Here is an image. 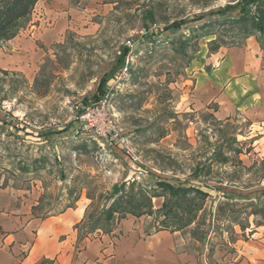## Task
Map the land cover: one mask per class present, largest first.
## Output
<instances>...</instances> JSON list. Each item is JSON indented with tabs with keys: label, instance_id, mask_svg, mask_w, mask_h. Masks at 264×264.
Instances as JSON below:
<instances>
[{
	"label": "rangeland",
	"instance_id": "obj_1",
	"mask_svg": "<svg viewBox=\"0 0 264 264\" xmlns=\"http://www.w3.org/2000/svg\"><path fill=\"white\" fill-rule=\"evenodd\" d=\"M238 1L40 0L0 47V189L13 205L40 219L89 215L109 206L114 185L136 198L141 188L160 192L159 179L193 185L208 194L194 222L176 230L170 215L167 231L197 264H236L244 243L264 234V126L239 113L219 118L195 88L211 54L244 41L239 25L224 23L237 11L216 13ZM101 100L129 151L76 133V116ZM215 151L225 165L212 161ZM164 200L152 198L153 214L134 226L156 232Z\"/></svg>",
	"mask_w": 264,
	"mask_h": 264
},
{
	"label": "crops",
	"instance_id": "obj_2",
	"mask_svg": "<svg viewBox=\"0 0 264 264\" xmlns=\"http://www.w3.org/2000/svg\"><path fill=\"white\" fill-rule=\"evenodd\" d=\"M54 1L58 6L64 0ZM207 65L211 69L199 71L195 88L204 104H216L219 118L239 113L256 127L264 126V46L258 36L211 54ZM12 197L0 189V264H197L179 250L174 232L147 233L134 226L137 218L116 222L99 237L78 240L74 226L83 210L40 219L14 206ZM253 235L256 241L244 243L236 264H264V234Z\"/></svg>",
	"mask_w": 264,
	"mask_h": 264
},
{
	"label": "trees",
	"instance_id": "obj_3",
	"mask_svg": "<svg viewBox=\"0 0 264 264\" xmlns=\"http://www.w3.org/2000/svg\"><path fill=\"white\" fill-rule=\"evenodd\" d=\"M38 1L39 0H0V47L6 42L14 39L20 31L26 28ZM234 10L237 11L236 16L226 18L224 23L239 25L241 27L238 40H245L253 35H257L260 45L264 46V0H239L234 6L222 8L216 13L224 16L226 11ZM146 16L149 19L153 18L151 12H147ZM180 25L170 26V28L175 27L178 29ZM219 47L220 46H212L210 50L217 51ZM127 51L128 49L125 48L122 57L118 60L119 63L123 61ZM101 94L102 90L98 87L97 93L94 95L95 101ZM239 153L240 152H238V154ZM212 161H217L225 165L228 162V156H225L221 151H215L212 155ZM201 171H194V175L199 181H201L199 175V173H202ZM133 184L134 183L129 186L132 188ZM156 187L160 192L154 191L152 196H147L145 189H139L140 192L138 198H136L133 194H128L125 191V183L114 185L110 192L112 202L109 206L107 208H102L95 214L91 213L89 215L86 209L82 220L74 226L78 231V240H83L89 234L103 229L104 224L106 225L114 221L123 220L127 218V216L139 218L143 215H152L151 199L159 196L165 198L160 208L162 209L160 213L164 218L159 222L160 226L156 231L167 230L166 228L168 226L166 225L170 215L172 218L171 225L174 224L176 230L183 229L194 222L196 214L202 207V202L208 195L199 187L193 185L185 186L184 184L175 185L167 180H157ZM223 195L226 198L231 196V194L227 192H223ZM183 208H185L186 211L179 212L181 214H178L177 211ZM115 215H118V218H116ZM109 231L110 230L105 233Z\"/></svg>",
	"mask_w": 264,
	"mask_h": 264
},
{
	"label": "built area",
	"instance_id": "obj_4",
	"mask_svg": "<svg viewBox=\"0 0 264 264\" xmlns=\"http://www.w3.org/2000/svg\"><path fill=\"white\" fill-rule=\"evenodd\" d=\"M94 105V107L86 108L84 112L81 110V114L76 116L79 122L76 133L93 135L106 146L119 145L122 149L129 151L128 139L116 126L111 114L107 112L106 101L101 100ZM138 174L143 176L144 171L138 170Z\"/></svg>",
	"mask_w": 264,
	"mask_h": 264
}]
</instances>
